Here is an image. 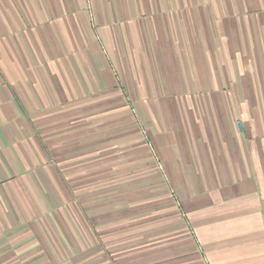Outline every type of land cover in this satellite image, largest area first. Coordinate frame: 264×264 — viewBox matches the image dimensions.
Instances as JSON below:
<instances>
[{
    "label": "crops",
    "instance_id": "0c3cea01",
    "mask_svg": "<svg viewBox=\"0 0 264 264\" xmlns=\"http://www.w3.org/2000/svg\"><path fill=\"white\" fill-rule=\"evenodd\" d=\"M0 264H264V0H0Z\"/></svg>",
    "mask_w": 264,
    "mask_h": 264
},
{
    "label": "rangeland",
    "instance_id": "374dc122",
    "mask_svg": "<svg viewBox=\"0 0 264 264\" xmlns=\"http://www.w3.org/2000/svg\"><path fill=\"white\" fill-rule=\"evenodd\" d=\"M127 100H128L129 105H130L129 106V110L131 112V116L134 119V121H136V124H138L139 131H140V133L142 134V136L144 138L146 147H147V149H148V151H149V153H150V155H151V157L153 159V163H154V166L156 168V162L158 163L159 161L162 160V159H160V155H159L158 149H156L157 148L156 144L152 140V137H151L148 129H146L144 127L143 123L140 121L139 112H138L137 107L135 106L136 102L134 101V99H132V97L128 98ZM114 161H115V158H114ZM115 163L116 162H114V164ZM157 165H158V169H160V176L163 179V181L165 182V184L167 185V188H168V191H169L170 195H172V197L175 200L178 201L179 197H178L177 189L172 184V180H171L170 175L168 174V171H166L165 166L162 165L161 163H160V166H159V164H157ZM155 171H156V169H155ZM107 174L109 175V177L112 175V173H107ZM145 174L147 176L151 175V173L148 172V171H145ZM128 175H130V176L133 175V177L135 178V175H137V174L133 173V172H130V173H128Z\"/></svg>",
    "mask_w": 264,
    "mask_h": 264
}]
</instances>
